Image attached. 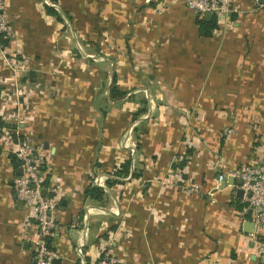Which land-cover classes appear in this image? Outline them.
<instances>
[{
	"label": "rangeland",
	"instance_id": "1",
	"mask_svg": "<svg viewBox=\"0 0 264 264\" xmlns=\"http://www.w3.org/2000/svg\"><path fill=\"white\" fill-rule=\"evenodd\" d=\"M43 1L59 12L61 30H65L60 34L64 45L50 60L29 54L23 48V42L10 41L17 31L12 29L8 19L7 30L0 33V149L12 154L19 140L35 147L42 146L47 155L42 143L34 137V125L39 120L36 117L39 112L37 101L48 95L50 85L56 81L60 83L64 77L70 78L68 82L72 83L73 75L78 73L76 70L85 69L88 87L91 86L94 92L91 102L94 119L91 123L92 137L87 138L92 141L93 156L91 166L84 173V185L99 187L103 192L101 198L89 196L84 199L90 205L85 209L86 222L91 214L103 222L96 238L97 256L95 260L91 259L90 264H99V261L102 264H141L139 256L148 257L151 249L147 239L142 247L137 246L141 249L140 254L135 247L134 235H145L144 224L140 222L144 215L146 220L143 221L147 224H162L165 220L167 224L174 219L175 229H184L188 222H198L196 217L188 218L191 211L179 209L182 198L196 209L193 204L196 199L202 198L206 204L220 201L215 191L227 186L225 182L218 181L209 184L202 175L200 166L203 161L198 159V155L203 146L208 148L204 136H208L216 122L221 126L218 134L223 137L236 131L233 118L237 112H227V102L218 107L206 102L202 89L196 86V73L187 74L185 68L184 71L180 64L181 55L173 49H177L181 42L177 36L173 39L175 33L187 31L182 28V22L186 27L185 21L192 17L187 11L201 15L189 6L187 0H149L141 7L138 23L132 19L121 21L123 26L120 28L107 21V17L115 15L111 9L106 16L93 4L92 26H87L84 10L82 14L78 10L64 12L61 0ZM163 19L171 22L168 27L163 24ZM135 30L146 34L166 31L169 35L163 40L155 39L157 35L143 37L141 45H137L138 41L133 37ZM126 43L131 45L130 53ZM72 65L76 66L72 70L73 75L68 72ZM182 80L188 81L190 86L185 84V88L182 87ZM194 80L192 85L190 81ZM54 94L58 95L57 92ZM214 110L221 111V115L215 116ZM26 125L29 128L26 129ZM189 149L192 154H189ZM129 159L130 172L135 176L115 174L116 169ZM183 159L186 164L180 166ZM210 159L207 158L206 163ZM49 171L48 164L46 173L50 175ZM221 172L223 169L217 167L216 177ZM107 179H117L118 183L109 185ZM12 186L15 193L14 178ZM44 187L51 197L56 196L60 186L46 182ZM150 191L163 194L158 200V205H162L160 212L149 202ZM165 194L170 199H165ZM228 206L226 204L225 209L231 213ZM227 212L225 216L229 220L222 219V226L230 223ZM140 225L142 232L136 231ZM28 241L30 243L29 238ZM83 246L75 251L76 256L82 255ZM243 248L246 259L250 248L247 238ZM237 253L232 252L231 257L236 259L242 251L238 249ZM215 255L213 252L208 256L211 264L218 261ZM32 256L33 264H37L33 251ZM77 262L80 263L79 260Z\"/></svg>",
	"mask_w": 264,
	"mask_h": 264
},
{
	"label": "crops",
	"instance_id": "2",
	"mask_svg": "<svg viewBox=\"0 0 264 264\" xmlns=\"http://www.w3.org/2000/svg\"><path fill=\"white\" fill-rule=\"evenodd\" d=\"M233 1L238 10L231 12L228 19L222 20L211 35L200 34L198 15L188 9L190 12H187L192 17L185 21L186 27L182 22L183 30L187 31L177 32L173 36V39L177 36L178 42L181 41L177 48L179 50L173 47L181 55V67L186 69L187 74L196 73V86L202 89L205 101L213 103L214 107L227 102V112H237L233 118L236 129L234 133L227 137L219 135L221 126L216 122V126L207 133L208 136H204L208 148L203 146L199 150L198 159L203 161L200 166L203 168L202 175H205L209 184L216 181L217 167L228 172L256 159L264 161V0ZM61 2L64 12L78 10L82 14L84 10L86 25H91L93 21V4L106 16L111 9V13L115 15L107 17V21L121 28L122 22H128L129 19L138 23L141 7L149 0ZM42 3L53 7L43 0H7L9 23L17 31V35L10 41L20 40L29 54L50 60L63 47L60 34H64L65 30H61L60 20L48 14ZM170 23L163 19L166 27ZM151 32L146 34L135 30L133 37L138 41L137 45H141L143 37L145 39L150 35H157L155 39L163 40L169 35L166 31ZM125 46L130 53L131 45L126 43ZM195 62V65H190ZM74 66L68 69L69 73H72L76 67ZM76 71L78 73H72V83L68 82L70 78L64 79L65 77L60 83L56 81L50 85L48 95L39 98L38 105L36 104L39 110L36 117L39 120L34 125V137L47 150L51 183L60 186L56 191L57 226L48 237V248L56 253L53 264H86V258L90 262L91 259L95 260L98 244L96 238L100 234L99 226L102 222L99 217H92V214L88 215L87 222L85 220V209L89 203L84 200V173L91 166L90 159L93 156L92 141L89 142L87 138H91L93 134L91 102L94 92L91 86L88 87L85 69ZM183 75L185 76L184 73ZM190 83L195 84V80ZM185 84L190 86L188 81L182 80V87L185 88ZM220 112L214 110L215 116L219 117ZM24 127L29 128L28 125ZM8 155L0 149V264H33L27 236L33 237L36 231L22 225L28 213L23 202L15 197L12 184L19 168L14 167ZM207 158L211 159L206 163ZM237 181L234 184L229 182L231 185L215 191L220 201L206 204L204 199H196L193 203L196 209L191 208L187 199L182 198L179 209L191 211L188 218L191 220L196 217L198 222H188L184 229L181 227L176 230L174 219L167 224L166 220L162 224H147L144 222V215L140 222L144 224L145 235H134L135 247L140 254L141 249L137 246L142 247L143 241L146 242L147 239L151 249L148 257L139 256L141 264H211L208 256L213 252L217 256L216 264H264V254L260 256L259 252L250 250L251 247L256 248L260 241L264 244V229L258 236L259 240L251 237L253 226L249 224V214H243L240 208L243 205L242 192ZM162 196L157 191H150L148 196L153 209L159 208L157 212L162 207L158 205L159 197ZM168 196L165 194V199H170ZM226 204L231 213L225 209ZM226 212L230 214V223L222 226V219L229 220L225 216ZM165 215L167 216L166 213ZM136 231L142 232V226ZM246 238L250 248L247 250L248 258L245 259L243 244ZM83 244L84 252L76 256L75 251ZM237 248L242 254L234 259L231 257L232 252L238 254Z\"/></svg>",
	"mask_w": 264,
	"mask_h": 264
},
{
	"label": "built area",
	"instance_id": "3",
	"mask_svg": "<svg viewBox=\"0 0 264 264\" xmlns=\"http://www.w3.org/2000/svg\"><path fill=\"white\" fill-rule=\"evenodd\" d=\"M187 2L201 16L210 12L221 21L228 19L231 12L238 10L233 0H187ZM7 14V0H0V33L7 30ZM43 150L42 146L35 147L26 141L17 140L12 155L18 162L20 173L14 176V187L16 199L23 202L28 213L22 225L26 229L33 228L36 231L33 237L27 236L30 240V249L35 252L36 263L52 264L56 255L48 248V237L57 226L55 210L58 201L56 196H48L47 189H44L48 159ZM229 177L235 181L242 180L238 187L242 190L241 200L245 204L243 214H249V220L253 223L251 235L258 239L264 229V161L256 159L228 172H221L216 181L231 185ZM256 248L262 256L263 242L260 241ZM99 264L102 262L99 261Z\"/></svg>",
	"mask_w": 264,
	"mask_h": 264
},
{
	"label": "trees",
	"instance_id": "4",
	"mask_svg": "<svg viewBox=\"0 0 264 264\" xmlns=\"http://www.w3.org/2000/svg\"><path fill=\"white\" fill-rule=\"evenodd\" d=\"M45 6V10L48 14L55 16L57 19L60 20V15L59 12L57 10H55L53 7L49 6V5H44ZM221 20L215 15L211 20H207L202 16H197V24L199 25V31L200 34L202 35H206L209 36L213 33V31L215 29H217L219 27ZM116 79V78H115ZM189 154H192V150L189 149ZM14 165L15 168H18V162L16 161L14 155L9 154L8 155ZM186 164V160L183 159L182 162L180 163V166L185 165ZM129 165H130V159L126 160L119 169H116L115 174L117 175H121V174H125V176H128L129 174H132L133 176H135L134 173L130 172L129 169ZM51 177L49 174H47L46 176V181L48 184L51 183ZM109 185H113L118 183L117 179H107L106 181ZM83 193L86 197H93V198H101L102 197V189L99 187H95V186H91V185H86ZM243 203V202H242ZM240 208L242 209V212L245 209V204L243 203L242 206H240ZM49 247V246H48ZM86 264H90V261L88 260V258H86Z\"/></svg>",
	"mask_w": 264,
	"mask_h": 264
},
{
	"label": "water",
	"instance_id": "5",
	"mask_svg": "<svg viewBox=\"0 0 264 264\" xmlns=\"http://www.w3.org/2000/svg\"><path fill=\"white\" fill-rule=\"evenodd\" d=\"M213 17H214L213 13L208 12V13L204 14V18L207 19V20H211ZM0 92H1V85H0ZM18 171L20 173V169ZM229 182L234 184L235 183V179L229 177ZM237 182H238L239 185L242 184V180L241 179H239ZM43 192L45 193V191H43ZM241 192H242V190H241ZM63 202H65V201L63 200ZM249 224H251V226H253L252 222H249ZM263 261H264V256H263Z\"/></svg>",
	"mask_w": 264,
	"mask_h": 264
}]
</instances>
